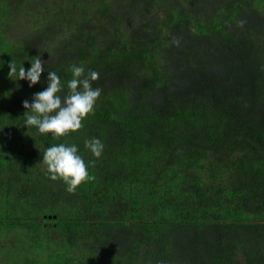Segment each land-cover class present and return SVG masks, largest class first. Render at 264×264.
<instances>
[{"label": "trees", "instance_id": "obj_1", "mask_svg": "<svg viewBox=\"0 0 264 264\" xmlns=\"http://www.w3.org/2000/svg\"><path fill=\"white\" fill-rule=\"evenodd\" d=\"M71 65L99 73L83 127H26ZM61 143L94 177L74 193L45 174ZM0 264H264V0H0Z\"/></svg>", "mask_w": 264, "mask_h": 264}, {"label": "clouds", "instance_id": "obj_2", "mask_svg": "<svg viewBox=\"0 0 264 264\" xmlns=\"http://www.w3.org/2000/svg\"><path fill=\"white\" fill-rule=\"evenodd\" d=\"M30 63L31 67L25 70L22 65L17 68L12 60L8 64L9 79L28 81L29 87L37 84L41 73L45 71L46 62L36 56ZM69 71L72 78L67 82L68 91L65 95H60L63 90L60 77L55 71H48L47 87L35 93L31 103L28 100L22 102L26 109V127H35L40 134H52L53 139L67 136L83 127L82 121L93 113L95 103L101 95L100 88L92 87V82L99 78V73L89 70L85 74L82 65H71ZM84 146L95 158H99L104 149L103 143L97 138L85 140ZM42 162L46 166V176L52 181H63L69 193H74L82 182L94 179L89 175L76 145L61 143L48 147L44 151ZM91 163L94 165L95 160Z\"/></svg>", "mask_w": 264, "mask_h": 264}]
</instances>
